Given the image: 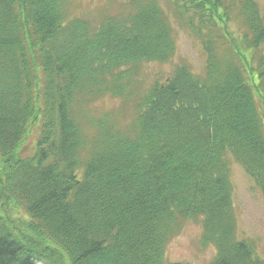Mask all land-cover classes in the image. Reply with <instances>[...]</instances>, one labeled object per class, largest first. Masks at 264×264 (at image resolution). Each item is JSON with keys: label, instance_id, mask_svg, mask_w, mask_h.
<instances>
[{"label": "trees", "instance_id": "trees-1", "mask_svg": "<svg viewBox=\"0 0 264 264\" xmlns=\"http://www.w3.org/2000/svg\"><path fill=\"white\" fill-rule=\"evenodd\" d=\"M135 2L97 20L73 17L69 0H0V201L27 214L0 212V264H189L166 250L198 219L217 251L210 264H264L239 238L228 158L264 197L259 4L241 1L237 37L239 0H167L201 41L205 72L177 65L135 99L144 66L177 52L161 1ZM107 96L133 104L132 122L113 111L86 127ZM35 123V154L21 157Z\"/></svg>", "mask_w": 264, "mask_h": 264}, {"label": "rangeland", "instance_id": "rangeland-1", "mask_svg": "<svg viewBox=\"0 0 264 264\" xmlns=\"http://www.w3.org/2000/svg\"><path fill=\"white\" fill-rule=\"evenodd\" d=\"M72 3V16L78 18H95L100 20L104 15L117 14L122 12L125 5L129 2L141 0H69ZM162 7L169 16L174 29V36L177 42V52L172 61L160 63H148L143 68V75L140 85L133 86L132 93L135 99H138L147 86H151L155 82H165L171 75L177 65L187 64L191 67L195 74H203L206 66V54L203 46L196 34L189 30L185 25L181 24L174 16V11L170 12L166 6L167 0H160ZM243 0L235 6L232 12V22H230L229 30L237 37L243 36L244 28L242 18L240 17V8H242ZM259 4L262 16L264 17V0H255ZM128 10L132 5L127 6ZM240 17L241 20H236ZM249 55V54H248ZM252 56V54L250 55ZM257 67V62L251 64ZM251 75V74H250ZM251 80L257 86L258 81L250 76ZM254 86V85H253ZM255 87V86H254ZM255 94L260 106V111L264 117V97L255 87ZM134 99V100H135ZM133 105V104H132ZM127 104L122 99L113 96H107L97 102L91 109L92 116L89 121L85 122L86 127L91 128L92 123L98 118L110 115L111 120L113 111L117 112L118 117L124 123H131L135 112L134 106ZM40 131V123L32 124L28 130V134L23 145L18 150L21 157L27 158L35 154L37 140ZM231 180L234 187V208L238 221V235L240 239L252 240L258 254L264 258V197L260 189L256 186L254 180L247 174L245 169L236 162L230 155ZM0 212L3 215L11 216L15 221L21 222L27 219L25 210L19 205L1 199ZM5 211V212H4ZM203 234V225L201 219L192 220L185 223L183 229L178 236L172 239L166 250L167 262H183L189 264H210L216 256V249L213 246H204L201 242ZM38 264H44L38 262Z\"/></svg>", "mask_w": 264, "mask_h": 264}]
</instances>
